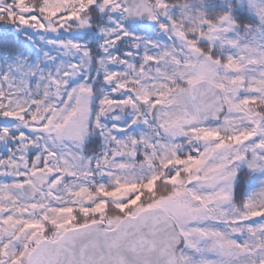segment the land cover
<instances>
[{
  "label": "snow or ice",
  "instance_id": "obj_1",
  "mask_svg": "<svg viewBox=\"0 0 264 264\" xmlns=\"http://www.w3.org/2000/svg\"><path fill=\"white\" fill-rule=\"evenodd\" d=\"M0 264H264V0H0Z\"/></svg>",
  "mask_w": 264,
  "mask_h": 264
}]
</instances>
